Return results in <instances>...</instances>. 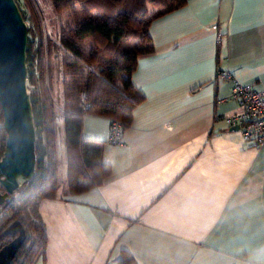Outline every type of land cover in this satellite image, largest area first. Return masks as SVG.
<instances>
[{"label":"crops","instance_id":"obj_1","mask_svg":"<svg viewBox=\"0 0 264 264\" xmlns=\"http://www.w3.org/2000/svg\"><path fill=\"white\" fill-rule=\"evenodd\" d=\"M149 33L155 51L131 73L145 99L121 143L106 141L108 117L83 116L112 173L39 201L47 241L33 264H109L120 249L139 264H264V145L223 120L232 79L215 76L264 87V0H186Z\"/></svg>","mask_w":264,"mask_h":264},{"label":"trees","instance_id":"obj_2","mask_svg":"<svg viewBox=\"0 0 264 264\" xmlns=\"http://www.w3.org/2000/svg\"><path fill=\"white\" fill-rule=\"evenodd\" d=\"M49 1L56 25V43L45 31L32 0H25L31 21L26 28V73L34 84L29 99L33 124L38 128L33 176L17 196L10 195L0 205V247L10 239L2 230L12 220L18 219L25 231L10 264H33L43 259L47 231L37 209L41 199L83 192L99 185L112 173L111 165L101 160L103 141L83 136V116L93 113L108 117L109 121L119 120L123 129L130 126L133 109L145 99L132 83L131 73L140 57L155 51L149 25L153 19L186 3V0ZM19 10L25 21L24 12ZM55 50L60 63L59 105L52 84ZM57 116L63 122L65 160L64 186L60 190ZM0 132L4 143L1 109ZM109 264L139 263L129 251L120 249Z\"/></svg>","mask_w":264,"mask_h":264},{"label":"water","instance_id":"obj_3","mask_svg":"<svg viewBox=\"0 0 264 264\" xmlns=\"http://www.w3.org/2000/svg\"><path fill=\"white\" fill-rule=\"evenodd\" d=\"M26 24L15 0H0V109L5 140L0 156V205L34 173L35 131L26 89ZM237 129L238 125H232ZM10 239L0 247V264H10L25 238L18 219L3 230Z\"/></svg>","mask_w":264,"mask_h":264},{"label":"built area","instance_id":"obj_4","mask_svg":"<svg viewBox=\"0 0 264 264\" xmlns=\"http://www.w3.org/2000/svg\"><path fill=\"white\" fill-rule=\"evenodd\" d=\"M220 36L216 39L219 41ZM27 76V75H26ZM217 78H231L232 85L229 96L235 101L236 107L223 115V120L230 126L238 125V131L244 142L254 146L264 145V87L255 88L249 83H243L225 70H219ZM27 79V78H26ZM87 104L83 105V109ZM122 126L119 120L111 118L107 142L121 143ZM1 152V149H0Z\"/></svg>","mask_w":264,"mask_h":264},{"label":"rangeland","instance_id":"obj_5","mask_svg":"<svg viewBox=\"0 0 264 264\" xmlns=\"http://www.w3.org/2000/svg\"><path fill=\"white\" fill-rule=\"evenodd\" d=\"M18 8H20L25 16V24L28 27L31 25V21L29 18V5L25 2V0H15ZM33 7L38 11L40 20L42 21V25L45 29V31L49 34L51 40L56 43L57 41V35H56V25L55 21L53 19V10L50 4L49 0H32ZM59 57L57 55V52L55 50L52 60V84H53V90H54V98L57 105L61 102V88H60V75H59ZM26 89L28 93L30 94L34 90V84L29 81V79H26ZM38 127L34 126V131ZM41 136V134H40ZM4 143L1 139V132H0V156L2 154ZM56 151H57V175L59 179V190L63 188L64 186V172H65V160H64V149H63V122L62 117L57 116L56 119ZM28 181H24L22 179H18V188L10 194L11 196H17L20 191L26 186V183ZM2 191V190H1Z\"/></svg>","mask_w":264,"mask_h":264}]
</instances>
